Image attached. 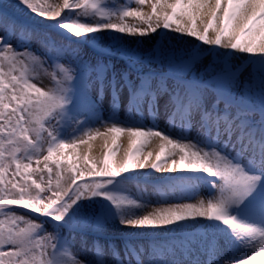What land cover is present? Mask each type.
Listing matches in <instances>:
<instances>
[{
  "label": "snow or ice",
  "instance_id": "obj_1",
  "mask_svg": "<svg viewBox=\"0 0 264 264\" xmlns=\"http://www.w3.org/2000/svg\"><path fill=\"white\" fill-rule=\"evenodd\" d=\"M133 2L0 0V264L264 258V0Z\"/></svg>",
  "mask_w": 264,
  "mask_h": 264
},
{
  "label": "bare ground",
  "instance_id": "obj_2",
  "mask_svg": "<svg viewBox=\"0 0 264 264\" xmlns=\"http://www.w3.org/2000/svg\"><path fill=\"white\" fill-rule=\"evenodd\" d=\"M115 2L116 3H118V4H120V3H124V1L123 0H115ZM135 5V4H134ZM133 6V5H132ZM145 10H147V9H145ZM174 42V41H173ZM84 49V53H85V56H86V58H88V59H91L93 62L95 61V59H96V57H97V51H95V49H93V48H90V47H88V48H83ZM104 58V57H103ZM212 59V57L211 56H209V55H207V54H205L203 57H202V62L203 63H207L209 60H211ZM243 59V57H241V58H239V59H234L233 60V63H236V64H239L240 62H241V60ZM116 67L118 68V69H120V70H128L127 69V67H126V65H125V63H123V62H119V61H116ZM247 75V72L245 73V76ZM132 76H133V78L135 77V75L132 73ZM43 79V84H42V86H44V85H47L48 84V80L46 79V78H42ZM118 142H120V144H121V151H123V149L124 148H126L127 147V143H126V140H124L123 138L120 140V141H118ZM102 142L101 141H99V138H97V141H95L94 142V148H93V155H96V154H98V151H99V148H100V144H101ZM118 156H119V153L117 154V157L116 158H118ZM156 176H161V174H158V175H153V176H150L147 180H144L143 181V179H140V180H136V181H132V182H130V183H133V188H132V190H134V189H138L139 191H140V189H141V187H140V185H141V183L143 182H151V183H155L156 181H154V180H156V179H159V178H161V177H156ZM153 179V180H152ZM129 183V184H130ZM140 183V184H139ZM129 187V186H128ZM142 188L145 190H147L148 189V186L146 185V186H142ZM131 189V188H130ZM142 190V189H141ZM206 189H202L201 190V194L203 195V194H205L206 193ZM141 192V191H140ZM131 195H133V196H136V195H138L135 191H132V193H130ZM157 199H159V198H152V200L153 201H155V200H157ZM107 231H108V233H109V235H113V236H116L117 238H119V233H120V231H121V229L119 228V226L117 225V226H114V225H109L108 226V228H107Z\"/></svg>",
  "mask_w": 264,
  "mask_h": 264
},
{
  "label": "rangeland",
  "instance_id": "obj_3",
  "mask_svg": "<svg viewBox=\"0 0 264 264\" xmlns=\"http://www.w3.org/2000/svg\"><path fill=\"white\" fill-rule=\"evenodd\" d=\"M124 1V3H130V4H132L133 6H135L134 5V2H133V0H123ZM50 2H52V0H50ZM2 3H6V4H13V3H15V0H2ZM17 15H20V17H21V19H25V20H27V19H30L29 17H27V16H24L23 14H21V13H17ZM159 39V38H158ZM164 41H161V43H163ZM108 43H111V41H109ZM106 46V45H105ZM155 46H158V45H154V44H151V43H145L144 45H143V48L145 49V50H147L148 48H150V47H155ZM88 48V47H90V48H93V49H95V51H96V47L95 46H93V45H84L83 46V48ZM102 59H104L105 61H107L108 59H109V57H107V56H104V58L102 57ZM116 61L117 60H114L113 62L114 63H116ZM120 62V61H119ZM121 62H123V61H121ZM124 63V62H123ZM153 67H155V66H153ZM145 70H148L147 69V67L145 68ZM132 71V73L135 75V70L133 69V70H131ZM118 143H120V142H118ZM156 177H161V176H156ZM153 180V179H152ZM143 181H144V179H143ZM154 181H156L155 183H151V182H142L141 183V185H140V187H141V189H140V191H142L145 195H146V197H149V198H160V192H159V188H160V186H161V183H162V180H161V178H159V179H156V180H154ZM140 184V183H139ZM133 183H130V184H128V186H129V189H130V193H132V191H135L137 194H140V191L136 188V189H134V190H132V188H133ZM148 186V189L146 190H144L143 188H142V186ZM178 191V190H177ZM117 240H118V238L116 237V236H114ZM253 264H264V258H257V260L256 261H254L253 262Z\"/></svg>",
  "mask_w": 264,
  "mask_h": 264
}]
</instances>
